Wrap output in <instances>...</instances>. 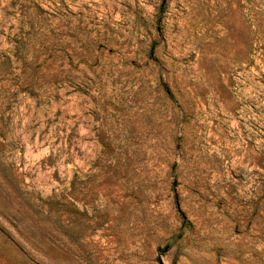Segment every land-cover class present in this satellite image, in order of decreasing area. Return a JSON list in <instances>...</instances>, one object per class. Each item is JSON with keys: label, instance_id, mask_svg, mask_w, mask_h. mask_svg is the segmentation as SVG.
<instances>
[{"label": "rangeland", "instance_id": "rangeland-1", "mask_svg": "<svg viewBox=\"0 0 264 264\" xmlns=\"http://www.w3.org/2000/svg\"><path fill=\"white\" fill-rule=\"evenodd\" d=\"M0 264H264V0H0Z\"/></svg>", "mask_w": 264, "mask_h": 264}]
</instances>
